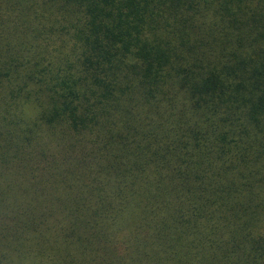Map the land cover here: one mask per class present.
Here are the masks:
<instances>
[{
    "label": "trees",
    "instance_id": "obj_1",
    "mask_svg": "<svg viewBox=\"0 0 264 264\" xmlns=\"http://www.w3.org/2000/svg\"><path fill=\"white\" fill-rule=\"evenodd\" d=\"M0 264H264V0H0Z\"/></svg>",
    "mask_w": 264,
    "mask_h": 264
}]
</instances>
